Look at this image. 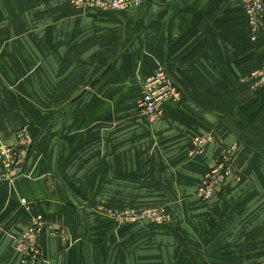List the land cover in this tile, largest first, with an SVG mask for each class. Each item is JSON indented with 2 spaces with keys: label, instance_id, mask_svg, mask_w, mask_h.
I'll return each mask as SVG.
<instances>
[{
  "label": "crops",
  "instance_id": "0c3cea01",
  "mask_svg": "<svg viewBox=\"0 0 264 264\" xmlns=\"http://www.w3.org/2000/svg\"><path fill=\"white\" fill-rule=\"evenodd\" d=\"M71 1L0 0V137L14 144L27 127L33 139L27 175L0 184V264H30L11 247L26 211L69 239L46 230L33 264L264 261V90L243 80L264 65V32L250 41L241 1L155 0L118 13ZM158 66L182 101L151 120L136 102ZM233 144L232 173L211 200L196 199ZM99 203L163 206L171 222L119 226Z\"/></svg>",
  "mask_w": 264,
  "mask_h": 264
},
{
  "label": "built area",
  "instance_id": "2783aa9c",
  "mask_svg": "<svg viewBox=\"0 0 264 264\" xmlns=\"http://www.w3.org/2000/svg\"><path fill=\"white\" fill-rule=\"evenodd\" d=\"M149 1L155 0H72L71 3L81 11L95 9L118 13L129 8L139 7ZM240 1L246 15L249 39L251 42H257L264 32V3L262 0ZM243 79H246L245 81L249 83L252 90L263 87L264 65ZM181 99L182 92L180 88L173 81L165 67L158 66L140 82L136 108L140 114L152 120L162 114L166 104L180 103ZM15 134L16 142L14 144H6L0 139V161L3 165V169L0 171V182L6 179L9 180L13 173L21 171L33 144L32 136L27 127H22ZM210 142L211 136L208 134L194 137L189 154L193 156L202 154ZM236 150L237 146L235 144L226 147L215 164L204 172L200 185L196 190L198 199L210 200L222 186L225 178L232 173V160ZM97 211L103 214L107 213L118 225L139 221L162 226L169 221V216L165 209L157 206H126L121 209L103 208ZM46 230L54 236L65 234L62 230L53 228L42 216L33 215L29 226L20 236L15 238L16 249H18L19 253L23 252L26 256L31 253L32 258L29 257L28 259L31 261L36 260L40 255L39 241ZM256 264H264V262Z\"/></svg>",
  "mask_w": 264,
  "mask_h": 264
},
{
  "label": "rangeland",
  "instance_id": "374dc122",
  "mask_svg": "<svg viewBox=\"0 0 264 264\" xmlns=\"http://www.w3.org/2000/svg\"><path fill=\"white\" fill-rule=\"evenodd\" d=\"M263 1V0H262ZM72 2V1H71ZM146 3V2H145ZM144 3V4H145ZM264 3V2H263ZM72 4V3H71ZM140 7V6H139ZM135 7H133V8H129L128 10H130V9H134ZM136 8H138V7H136ZM246 77V76H245ZM244 80V82H246V84H247V86H248V89L250 90V91H258V90H264V86L263 87H259V88H257V89H251L250 88V86H249V83H247V81H245L246 79H243ZM143 115V114H142ZM15 137H16V134H15ZM0 139H1V137H0ZM2 140V139H1ZM33 140V139H32ZM32 146V145H31ZM191 148V147H190ZM31 149V148H30ZM190 150L191 149H189V151H188V156L191 158V159H193V158H196L197 157V155L196 156H193V155H190L189 154V152H190ZM204 153V152H203ZM202 153V154H203ZM202 154H200V155H202ZM28 156H29V154H28ZM199 156V155H198ZM27 159H28V157H27ZM0 164H1V166H3L2 165V162L0 161ZM215 164V163H214ZM213 164V165H214ZM26 166H27V160L25 161V163H24V165L22 166V169H21V171L20 172H15V173H13V175H11L9 178V180L8 179H6V180H3V181H1L0 182V184H5V185H8V186H11V187H13V186H15V183H16V181L19 179V178H21V177H24V176H26L27 175V170H26ZM211 167V166H210ZM2 169H3V167H2ZM199 185H200V182H199V184L197 185V187H196V189L194 190V197L196 198V199H198L197 198V196H196V190H197V188L199 187ZM215 195V194H214ZM214 197V196H213ZM212 197V198H213ZM211 198V199H212ZM210 199V200H211ZM24 200V201H23ZM199 200L200 201H206V200H202V199H200L199 198ZM20 201V203L21 204H23L27 209H28V203L26 202V200L25 199H20L19 200ZM207 201H209V200H207ZM127 205H125V206H121V207H111V206H108V205H106V204H104V203H99V204H97L96 206H95V211L99 214V215H101V216H104V217H106V218H108V219H110L111 221H113L114 223H116L115 222V220L114 219H112V217L111 216H109L107 213L106 214H103V213H101L100 211H97L98 209H107V208H111V209H121V208H124V207H126ZM153 206H155V205H148V207H153ZM157 207H161V208H163V209H165V211L167 212V214H168V216H169V221H168V223L167 224H169L170 222H171V217H170V214H169V212L167 211V209L166 208H164L163 206H159V205H156ZM29 212V211H28ZM27 211H26V213L28 214V216L30 217V219L32 218V216L34 215L33 213H31V212H29L28 213ZM137 222H139V221H134V222H131V223H127V224H133V223H137ZM117 224V223H116ZM118 225V224H117ZM124 225H126V224H124ZM29 226V225H28ZM27 226V227H28ZM119 226H123V225H119ZM26 227V228H27ZM25 228V229H26ZM0 232H2V228H1V225H0ZM62 232H63V230H62ZM63 233H65V232H63ZM22 234V233H21ZM21 234H18V235H13V237H12V242H11V247H12V249L15 251V252H17V253H19V251H18V249H16V247H15V243H14V241H15V238H17L18 236H20ZM49 235L50 236H54V235H52L51 234V232L49 233ZM56 236H58V237H60V238H62V240H64V241H68L69 239L67 238V234L65 233L64 235L62 234H59V235H56ZM22 253V254H21ZM20 254V256H22V258H24V260H28L29 262H30V264H33L34 262H36L37 260H38V258L36 259V260H30V259H28L29 257H31L32 258V256H31V253H29V255H25L23 252H20L19 253ZM262 262H264V261H261V262H256V263H262ZM256 263H254V264H256ZM249 264H251V263H249ZM253 264V263H252Z\"/></svg>",
  "mask_w": 264,
  "mask_h": 264
},
{
  "label": "trees",
  "instance_id": "16d2710c",
  "mask_svg": "<svg viewBox=\"0 0 264 264\" xmlns=\"http://www.w3.org/2000/svg\"><path fill=\"white\" fill-rule=\"evenodd\" d=\"M181 101H182V99H181ZM177 104H178V103H177ZM205 171H206V170H205ZM205 171H204V172H205ZM203 174H204V173H203Z\"/></svg>",
  "mask_w": 264,
  "mask_h": 264
}]
</instances>
